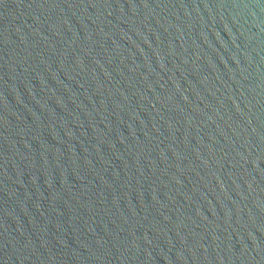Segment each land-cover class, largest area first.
<instances>
[{
    "label": "water",
    "instance_id": "1",
    "mask_svg": "<svg viewBox=\"0 0 264 264\" xmlns=\"http://www.w3.org/2000/svg\"><path fill=\"white\" fill-rule=\"evenodd\" d=\"M0 264H264V0H0Z\"/></svg>",
    "mask_w": 264,
    "mask_h": 264
}]
</instances>
